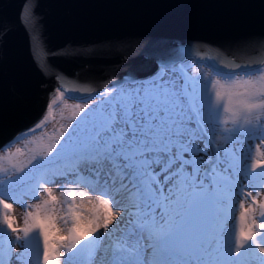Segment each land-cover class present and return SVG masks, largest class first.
<instances>
[{
	"label": "snow or ice",
	"instance_id": "6c2138e0",
	"mask_svg": "<svg viewBox=\"0 0 264 264\" xmlns=\"http://www.w3.org/2000/svg\"><path fill=\"white\" fill-rule=\"evenodd\" d=\"M66 91L0 146V264H264V57L132 78L49 135Z\"/></svg>",
	"mask_w": 264,
	"mask_h": 264
},
{
	"label": "water",
	"instance_id": "95a60500",
	"mask_svg": "<svg viewBox=\"0 0 264 264\" xmlns=\"http://www.w3.org/2000/svg\"><path fill=\"white\" fill-rule=\"evenodd\" d=\"M0 29L3 146L59 84L83 99L187 58L215 71L264 57V0H0Z\"/></svg>",
	"mask_w": 264,
	"mask_h": 264
},
{
	"label": "rangeland",
	"instance_id": "374dc122",
	"mask_svg": "<svg viewBox=\"0 0 264 264\" xmlns=\"http://www.w3.org/2000/svg\"><path fill=\"white\" fill-rule=\"evenodd\" d=\"M183 63H184V66L186 67L188 75H190V76H192V77H194L196 79H200L202 74H204V73H209V72H213L214 71L210 67H208L204 62H200V61H197L195 59L188 60V61H185ZM161 68L163 69V68H166V67L162 66ZM170 68H172L175 71H178L173 66L172 67L170 66ZM126 86H127V83H123L121 85H117V86L110 87V88L119 89L121 87H126ZM93 98L95 100H99L100 96L93 94L92 96L84 98V99H73V98L68 97L65 94L63 99H60L59 97H57V105L55 106V109H54L55 119H51L50 122L46 125L47 133L49 135H52L53 133L55 135H59L58 129L60 128V126L61 125H66V124L72 122V114H73L74 111H76L74 106L77 105V104H79L81 106H84L85 104H88V105H92L93 107H95V105L93 104ZM65 104L67 105V107H65ZM38 132H39V130H38ZM47 139H48V137L46 135V136H44L43 141L38 139L36 144H28L27 145L28 155L32 154L31 153V149H33L34 147H36L40 143H46ZM20 146L21 147H25V145H23V144H21ZM24 159H25L24 157H19L18 158V160L20 162H23ZM5 166H7V165H5ZM257 171H259V170H257ZM25 200H26V202L28 204L36 203L35 200H32V199H30L28 197H25ZM7 202L8 203H13V209L11 210L12 215L17 220L16 221V225L18 223V226H22V225H20V224H22V214L26 211V209L23 208L19 203H14L12 200H8ZM17 215H18L19 218L16 217ZM237 215H238V213H237Z\"/></svg>",
	"mask_w": 264,
	"mask_h": 264
},
{
	"label": "bare ground",
	"instance_id": "6f19581e",
	"mask_svg": "<svg viewBox=\"0 0 264 264\" xmlns=\"http://www.w3.org/2000/svg\"><path fill=\"white\" fill-rule=\"evenodd\" d=\"M192 59H193V58H187V59H185V60L178 61L177 63H175V64L172 65V66H173L176 70H178L179 72L182 71L183 73H186V74L188 75V72H187L186 67L184 66V63H183V62L188 61V60H192ZM191 62H192V61H191ZM191 62H190V63H191ZM181 63H182V64H181ZM186 63H187V62H186ZM185 65H186V64H185ZM172 66H171V67H172ZM160 69H162V68L160 67L159 70H160ZM154 75H155V74H152V75H150L149 77L154 76ZM147 78H148V77H147ZM105 90H106V89H105ZM105 90H103V91H105ZM103 91H99V92L95 93L94 95H98V93L103 92ZM90 96H92V95H90ZM90 96H88V97H90ZM98 96H99V95H98ZM86 98H87V97H86ZM41 118H42V117H41ZM41 118H40V119H41ZM40 119H39V120H40ZM39 120H38V121H39ZM38 121H37V122H38ZM34 124H35V123H34ZM34 124H33V125H34ZM33 125H32V126H33ZM30 127H31V126H30ZM30 127H29V128H30ZM27 129H28V128H27ZM25 130H26V129H25ZM114 211H115V207H114ZM19 215H20V214H19ZM16 217H18V215H17ZM18 218H19V217H18ZM16 221H17V220H16ZM18 221H19V220H18ZM19 222H20V221H19ZM20 223H21V222H20ZM17 225H18V223H17ZM20 225H22V224H20Z\"/></svg>",
	"mask_w": 264,
	"mask_h": 264
}]
</instances>
